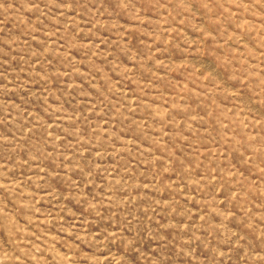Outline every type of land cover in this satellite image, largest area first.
<instances>
[{
	"label": "rangeland",
	"instance_id": "1",
	"mask_svg": "<svg viewBox=\"0 0 264 264\" xmlns=\"http://www.w3.org/2000/svg\"><path fill=\"white\" fill-rule=\"evenodd\" d=\"M0 264H264V0H0Z\"/></svg>",
	"mask_w": 264,
	"mask_h": 264
}]
</instances>
